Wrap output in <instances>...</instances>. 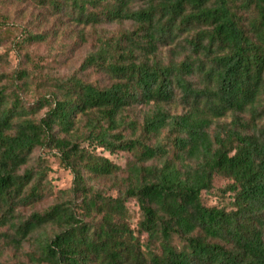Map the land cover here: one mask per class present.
<instances>
[{"label": "trees", "instance_id": "obj_1", "mask_svg": "<svg viewBox=\"0 0 264 264\" xmlns=\"http://www.w3.org/2000/svg\"><path fill=\"white\" fill-rule=\"evenodd\" d=\"M33 1L80 25L131 28L97 36L82 63L106 87L52 79L28 106L27 75H0V252L39 233L37 264H264V0ZM176 99L180 115L164 107ZM137 106H152L142 123L127 120ZM44 148L74 175L69 200L22 219L17 209L44 193L43 172H21ZM120 152L132 157L125 168L110 159ZM120 172L117 196L89 184ZM217 178L227 205L209 206Z\"/></svg>", "mask_w": 264, "mask_h": 264}, {"label": "rangeland", "instance_id": "obj_2", "mask_svg": "<svg viewBox=\"0 0 264 264\" xmlns=\"http://www.w3.org/2000/svg\"><path fill=\"white\" fill-rule=\"evenodd\" d=\"M138 4L141 3L137 2V6ZM130 28L129 23L99 24L94 27L80 25L68 16L57 15L50 6H40L33 0H0V75L3 76V83L11 84L16 75L21 76V72H24L27 75L25 82L28 87L20 92L28 106L36 104L48 91L53 90L50 83L52 79L76 75L88 83L106 87L111 83L109 77L95 70H82V63L86 56L96 49L97 36H116ZM29 35H44L45 40L30 42L27 39ZM170 50L171 47L162 48L160 58L167 61L171 56ZM164 107L173 115L184 112V107L178 99ZM151 110L152 106L130 108L126 113L127 120L142 123L144 115ZM45 113L46 109L42 110L39 118ZM242 118L248 122L250 115H242ZM232 121V115H228L217 120L214 128L219 125L229 126ZM260 124H264L263 121H259L258 125ZM98 152L100 154V150ZM58 154L56 150L37 149L29 165L21 172L24 173L25 169L36 173L43 172L40 188L44 193L40 201L17 209L22 219L35 212H43L56 203L69 200L66 191L72 187L74 175L64 167ZM131 158L125 152L110 157L122 168L126 167ZM124 177L125 173L120 172L116 177L90 179L89 184L105 195L117 196ZM215 185V193L205 195V203L209 206L223 203L227 205L218 191L225 186V182L217 178ZM128 208L132 217L131 225L137 228L141 219L139 206L132 200L128 203ZM45 232L52 234L51 228ZM38 235L39 233L33 235L22 248L3 245L0 264H37L31 256L37 252L34 239Z\"/></svg>", "mask_w": 264, "mask_h": 264}]
</instances>
